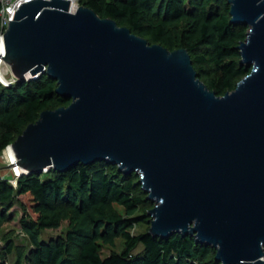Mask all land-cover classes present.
<instances>
[{
  "label": "water",
  "instance_id": "obj_1",
  "mask_svg": "<svg viewBox=\"0 0 264 264\" xmlns=\"http://www.w3.org/2000/svg\"><path fill=\"white\" fill-rule=\"evenodd\" d=\"M249 69L218 95L186 48L160 43L72 0H27L0 38L18 80L47 73L68 105L11 143L26 173L109 161L140 175L149 233L195 236L220 264H264V0H227ZM11 164L9 167H13Z\"/></svg>",
  "mask_w": 264,
  "mask_h": 264
},
{
  "label": "trees",
  "instance_id": "obj_2",
  "mask_svg": "<svg viewBox=\"0 0 264 264\" xmlns=\"http://www.w3.org/2000/svg\"><path fill=\"white\" fill-rule=\"evenodd\" d=\"M80 2L151 43L170 50L188 49L201 79L205 77L202 80L218 95L235 89L250 71L240 64L237 48L249 27L231 21L227 0ZM57 87L46 72L36 79L0 86V152L37 121L43 110L71 102L57 93ZM137 179L138 174L124 173L106 160L79 163L64 172L50 168L23 174L17 187L0 179V218H8L4 207L13 200L25 209L23 229L33 244L31 264H220L215 249L198 243L193 235L175 233L162 238L149 230L132 233L137 223L147 221V216L137 213L149 201ZM116 205L124 207L125 214ZM65 220V235L40 239L41 231L59 228ZM119 237L124 238L125 249L103 257L101 243L114 245ZM139 245L142 250L135 253ZM12 250L9 244L7 252ZM23 255L19 253L18 264ZM0 264H4L2 259Z\"/></svg>",
  "mask_w": 264,
  "mask_h": 264
},
{
  "label": "rangeland",
  "instance_id": "obj_3",
  "mask_svg": "<svg viewBox=\"0 0 264 264\" xmlns=\"http://www.w3.org/2000/svg\"><path fill=\"white\" fill-rule=\"evenodd\" d=\"M184 24L181 25V28ZM203 80L206 78L203 77ZM11 168L8 165V160L5 155V151L0 152V179L8 181V178H11ZM140 179V175H138ZM137 179V180H138ZM154 203L146 201L141 209L138 211V215L147 216V221H141L137 223L132 228L133 234L143 233L150 229L151 223L148 221L151 216L149 215V210L153 208ZM116 208L120 213L125 214L124 207L116 205ZM4 211L7 212V219L2 220L0 218V259L3 260L4 264H18L19 262V253L23 252V258L20 261V264H31L29 260L30 251L33 248L30 237L23 229V219L25 216V209L21 204L13 200L4 207ZM68 230V221L65 220L62 222L59 228L43 230L40 233V239L50 240L56 238L65 233ZM9 244L13 245V250L11 253L7 252V247ZM125 249V240L123 237L116 239L114 245H107L101 243L100 252L103 257L110 255L113 251L122 252ZM142 250V245H139L135 253H139Z\"/></svg>",
  "mask_w": 264,
  "mask_h": 264
},
{
  "label": "built area",
  "instance_id": "obj_4",
  "mask_svg": "<svg viewBox=\"0 0 264 264\" xmlns=\"http://www.w3.org/2000/svg\"><path fill=\"white\" fill-rule=\"evenodd\" d=\"M27 0H0V38L2 34L6 31L11 19L15 18L16 10L19 9L22 2ZM79 5H81L80 0H72L71 9L75 10ZM3 51L0 46V86L9 87L15 85L17 82L21 81L16 78L9 64H7L4 60ZM43 73H38L36 75H32V77L24 78L23 80L29 81L31 79L38 78ZM11 144L8 145L4 151L6 155V150L11 148ZM13 151V150H12ZM7 157V156H6ZM8 165L14 164L11 168L12 174L11 178L8 180L14 186H18V179L23 175L27 174L26 171L17 164V158L15 153L13 152L12 156L7 157Z\"/></svg>",
  "mask_w": 264,
  "mask_h": 264
},
{
  "label": "bare ground",
  "instance_id": "obj_5",
  "mask_svg": "<svg viewBox=\"0 0 264 264\" xmlns=\"http://www.w3.org/2000/svg\"><path fill=\"white\" fill-rule=\"evenodd\" d=\"M13 155V151L11 148H9L8 150H6V156L9 158V156Z\"/></svg>",
  "mask_w": 264,
  "mask_h": 264
}]
</instances>
